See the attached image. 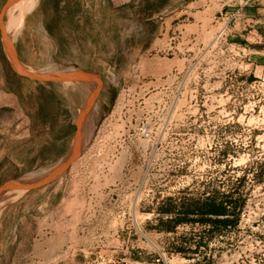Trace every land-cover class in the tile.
<instances>
[{
  "label": "rangeland",
  "instance_id": "rangeland-1",
  "mask_svg": "<svg viewBox=\"0 0 264 264\" xmlns=\"http://www.w3.org/2000/svg\"><path fill=\"white\" fill-rule=\"evenodd\" d=\"M255 5L0 0V195L33 180L0 198V264H264ZM226 194L237 224L160 229Z\"/></svg>",
  "mask_w": 264,
  "mask_h": 264
},
{
  "label": "trees",
  "instance_id": "trees-1",
  "mask_svg": "<svg viewBox=\"0 0 264 264\" xmlns=\"http://www.w3.org/2000/svg\"><path fill=\"white\" fill-rule=\"evenodd\" d=\"M245 202L243 197L240 199L231 198L230 194H226L222 199L214 197H206L194 204L179 205L174 208L161 209V213L171 214V217L164 220L161 218L160 222L165 225L160 228L166 232L173 231L175 225L182 222L197 221L202 224H210L215 227H228L238 223L240 217V210ZM189 215H198L195 220L189 218ZM174 225V226H171ZM179 251H184L180 248Z\"/></svg>",
  "mask_w": 264,
  "mask_h": 264
},
{
  "label": "water",
  "instance_id": "water-1",
  "mask_svg": "<svg viewBox=\"0 0 264 264\" xmlns=\"http://www.w3.org/2000/svg\"><path fill=\"white\" fill-rule=\"evenodd\" d=\"M8 29H9V22H7V24H6V34H8V31H9ZM12 55L15 58V60L20 61L19 57L17 56V54L15 52H13V50H12ZM72 70H75L76 72L83 73V74H86V75H92V76L96 75L91 70H86V69L82 70V69H78L75 66L72 68ZM30 71L32 72L34 70H30ZM92 102H93V100L91 101V103ZM90 104L86 105L85 108H87V106H89ZM79 148H80V144L78 146V151H79ZM65 166L66 165H62L58 170H55L53 173L54 174L59 173L63 168H65ZM32 182H33V180H26V181H21V182H18V183L7 184V185H5V187L3 189L4 194L0 195V198L6 197V196H11L13 194H17L19 192H22L24 189L29 188L32 185Z\"/></svg>",
  "mask_w": 264,
  "mask_h": 264
},
{
  "label": "crops",
  "instance_id": "crops-1",
  "mask_svg": "<svg viewBox=\"0 0 264 264\" xmlns=\"http://www.w3.org/2000/svg\"><path fill=\"white\" fill-rule=\"evenodd\" d=\"M252 10L259 13L264 12V0H261L259 3H256V5L253 6Z\"/></svg>",
  "mask_w": 264,
  "mask_h": 264
},
{
  "label": "built area",
  "instance_id": "built-area-1",
  "mask_svg": "<svg viewBox=\"0 0 264 264\" xmlns=\"http://www.w3.org/2000/svg\"><path fill=\"white\" fill-rule=\"evenodd\" d=\"M261 0H239V4L241 7L249 6L252 4L259 3Z\"/></svg>",
  "mask_w": 264,
  "mask_h": 264
}]
</instances>
